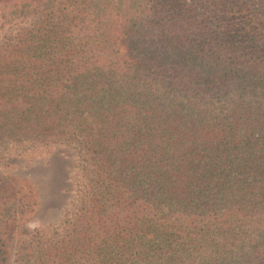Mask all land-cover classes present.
Listing matches in <instances>:
<instances>
[{
	"label": "trees",
	"instance_id": "16d2710c",
	"mask_svg": "<svg viewBox=\"0 0 264 264\" xmlns=\"http://www.w3.org/2000/svg\"><path fill=\"white\" fill-rule=\"evenodd\" d=\"M15 1L43 18L0 46V137L85 162L82 205L35 264H264V6L136 0L90 42L80 10ZM37 205L0 177V264Z\"/></svg>",
	"mask_w": 264,
	"mask_h": 264
},
{
	"label": "rangeland",
	"instance_id": "374dc122",
	"mask_svg": "<svg viewBox=\"0 0 264 264\" xmlns=\"http://www.w3.org/2000/svg\"><path fill=\"white\" fill-rule=\"evenodd\" d=\"M57 2L83 13L71 35L86 36L90 42L106 29L102 22L106 25L115 18L112 23L118 24V18L124 19L128 12L138 9L136 0ZM251 2L256 8L264 6L261 0ZM42 18V8L35 5L23 9L15 0L0 2V46L12 43L25 29H37ZM84 164L78 144L17 142L0 137V177L28 179L34 183L38 195L35 209L19 208L24 215L11 241L10 264H35L45 257L49 246L61 239L69 219L83 202Z\"/></svg>",
	"mask_w": 264,
	"mask_h": 264
}]
</instances>
